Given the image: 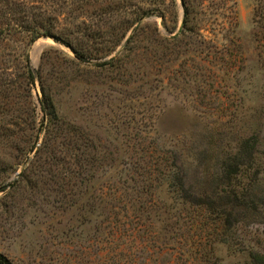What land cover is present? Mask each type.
Segmentation results:
<instances>
[{"label":"rangeland","instance_id":"obj_1","mask_svg":"<svg viewBox=\"0 0 264 264\" xmlns=\"http://www.w3.org/2000/svg\"><path fill=\"white\" fill-rule=\"evenodd\" d=\"M0 254L264 264V0H0Z\"/></svg>","mask_w":264,"mask_h":264},{"label":"trees","instance_id":"obj_2","mask_svg":"<svg viewBox=\"0 0 264 264\" xmlns=\"http://www.w3.org/2000/svg\"><path fill=\"white\" fill-rule=\"evenodd\" d=\"M13 4L16 5L18 3L17 2H13ZM38 27L43 28V22H41V21L37 22V24L33 25L31 29L36 31L37 33L49 34L48 30H45V29L44 30L42 29L43 32H39V30H38L39 28ZM0 264H13V263L6 256L0 254Z\"/></svg>","mask_w":264,"mask_h":264}]
</instances>
